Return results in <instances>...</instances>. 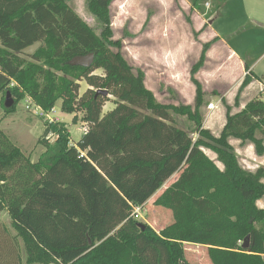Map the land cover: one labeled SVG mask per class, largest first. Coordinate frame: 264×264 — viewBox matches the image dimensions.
I'll use <instances>...</instances> for the list:
<instances>
[{
	"label": "trees",
	"instance_id": "obj_1",
	"mask_svg": "<svg viewBox=\"0 0 264 264\" xmlns=\"http://www.w3.org/2000/svg\"><path fill=\"white\" fill-rule=\"evenodd\" d=\"M69 1L0 0V94L5 100L10 93L15 102L3 105L6 115L26 98L46 114L61 100L63 113L82 111L88 125L74 145L65 125L47 123L40 141L46 151L37 162L0 128V215L8 213L16 232L4 229L0 253L8 250L9 264H21L22 243L26 264H188L184 246L199 245L208 248L212 264H264V209L257 207L264 198V167L243 169L229 142H250L264 156V100L253 99L237 114L227 106L226 124L215 137L203 127L205 94L196 79L211 44L203 46L191 71L194 108L164 105L113 38L115 0H87L103 26L101 36ZM209 1L190 0L191 11L208 15ZM227 1L215 0L210 17ZM38 41L43 45L34 56L21 54ZM89 54L95 55L90 68L69 64ZM98 70L104 76H95ZM245 70L236 105L257 78L247 63ZM82 80L91 89L80 96ZM99 90L116 99L115 109L103 114L108 96ZM171 112L193 122L198 139L179 128ZM49 135L56 136L53 144ZM205 150L217 155L223 170ZM177 173L179 179L155 202L173 213L174 222L160 233L140 229L134 209Z\"/></svg>",
	"mask_w": 264,
	"mask_h": 264
},
{
	"label": "rangeland",
	"instance_id": "obj_2",
	"mask_svg": "<svg viewBox=\"0 0 264 264\" xmlns=\"http://www.w3.org/2000/svg\"><path fill=\"white\" fill-rule=\"evenodd\" d=\"M214 2L215 0H211L205 6L208 15H199L191 11L190 0H115L111 6V29L114 40L121 43V53L133 67L134 73L141 71L144 74L145 86L154 93L159 103L174 107L194 108L196 87L191 81V71L200 59L203 46L211 44L206 62L196 74V79L201 83L205 94V102L201 108L203 127L206 128L205 123H208L209 131L215 137H219L222 120L226 118L227 106L231 108V114H236L252 99L257 97L264 100V85L258 82L252 85L258 79L261 81L264 79V0H229L216 15L210 17L215 7ZM68 5L96 35H102L103 26L90 13L87 0H70ZM211 21H213L212 31L224 39L230 50L237 51L243 62L247 63L258 77L252 79L248 87L242 91L237 105L236 97L246 76L241 75L243 71L236 66H230L232 76L229 75L227 63L230 59L223 62L221 52L211 55L209 61L208 54L214 46L215 52L222 41L219 37L209 39ZM114 51L117 49L114 48ZM26 60L30 61L28 58ZM212 67L216 68L217 73L203 79L202 72L211 75L209 71ZM94 75L104 76V72L98 70ZM78 84L80 96L91 89L86 81H79ZM217 101H221L219 108L215 107L211 116L209 106L211 103L216 105ZM4 104L5 100L0 94V118H3L0 128L33 162H37L46 151L40 141L45 136L47 123L65 125L74 145L79 143L88 131V125L82 119L83 112L63 113L61 100L51 112L43 115L36 114L33 108L35 104L29 98L20 101L15 112L9 115H6L3 109ZM27 105L31 106L32 111L26 109ZM115 107L116 99L113 96L108 97L103 107V114L112 111ZM171 114L179 128L188 132L195 140L198 139L193 122L185 116L173 112ZM258 137L261 136L258 134ZM47 140L53 144L56 136L49 135ZM229 141L240 165L245 170L255 173L259 168L264 167V156L256 155L252 143H243L233 138ZM205 153L218 168L223 170V165L218 162L216 154L210 150H205ZM163 193L157 192L143 207L139 218L135 219L138 224L153 227L158 233L174 222L170 210L155 205L156 200ZM257 207L264 209V198L257 202ZM1 221L6 224L11 236H14L16 232L6 212L1 215ZM1 232L3 229H0ZM7 251L5 250L3 255L0 253V259L4 264L10 263V258L6 257L7 253L10 255ZM184 251L188 264H212L207 247L185 245ZM19 255L21 264H26L22 243L19 246Z\"/></svg>",
	"mask_w": 264,
	"mask_h": 264
},
{
	"label": "crops",
	"instance_id": "obj_3",
	"mask_svg": "<svg viewBox=\"0 0 264 264\" xmlns=\"http://www.w3.org/2000/svg\"><path fill=\"white\" fill-rule=\"evenodd\" d=\"M229 1V0H228ZM228 1H227V3H228ZM226 3V4H227ZM198 13V12H197ZM199 15H201L200 13H198ZM213 22V21H212ZM213 24V23H212ZM211 23H210V30H209V36H211L209 39H212V38H214V37H219L220 39H222V41L220 42V44H219V46H217V50L214 52V50L216 49L215 48V46H214V48L210 51V53L208 54V57H209V61L211 60V55L213 56L215 53H217V54H219L220 52H221V59H223V62H225L226 61V59H230V62H228L227 63V65H228V71H229V75H231L232 76V70L230 69V66H236L238 69H240L241 71H243L242 73H241V75H243V76H246V70H245V63L243 62V60L239 57V55H238V53H237V51H233V50H230L228 47H227V45H226V42L224 41V39L223 38H221L220 36H217L213 31H212V29H211V25H212ZM208 36V37H209ZM213 53V54H212ZM250 70H251V68H250ZM253 73H254V70H251ZM209 72H211V75L208 73L207 74V72H202V77H203V79L204 78H209V77H211V76H213L215 73H217V71H216V68H211V71H209ZM255 74V73H254ZM256 76V75H255ZM257 77V76H256ZM258 78V77H257ZM256 82H258V84H260V85H264V80L263 81H259V80H257V81H255V82H253L252 83V85L254 84V83H256ZM251 87V86H250ZM249 89V88H248ZM257 98V97H256ZM256 98H254V99H256ZM260 99V98H259ZM253 100V99H252ZM251 100V101H252ZM221 102V101H220ZM220 102L219 101H217V103H216V105L214 104V103H211L212 105H214V109H215V107H217V108H219L218 106H219V104H220ZM249 103V102H248ZM248 103H246L245 105H244V108H245V106L248 104ZM210 104V105H211ZM243 108V109H244ZM214 109L213 110H210L209 109V113H211V116H213V111H214ZM241 112V111H240ZM213 113V114H212ZM237 113H239V112H237ZM236 113V114H237ZM210 115V114H209ZM218 114H215V116H217ZM208 122V121H207ZM207 124L208 123H205V129H207V130H209V128H210V126H207ZM225 124H226V118L225 119H223L222 120V124H221V128H220V130H221V133H222V131H223V129H224V126H225ZM230 142V144H231V141H229ZM232 145V144H231ZM242 168H243V166H241ZM243 169H245V168H243ZM222 170V169H221ZM248 170V169H247ZM249 171H251V170H249ZM180 174L181 173H177V174H175L172 178H170L166 183H165V185L158 191V192H166V190L167 189H169L178 179H179V177H180ZM153 198V197H152ZM151 198V199H152ZM150 199V200H151ZM149 200V201H150ZM148 201V202H149ZM147 202V203H148ZM146 203V204H147ZM4 213V212H3ZM2 213V214H3ZM7 213V212H6ZM1 214V215H2ZM8 214V213H7ZM1 215H0V229H3V232H1L0 233V240H2L3 239V236H5V238H7L6 237V235H7V233L6 232H4L5 230H7V231H9L8 230V227L6 226V224H3L2 223V221H1ZM12 224V223H11ZM153 228V227H152ZM5 229V230H4ZM10 232V231H9ZM157 232V231H156ZM22 249H23V245H22Z\"/></svg>",
	"mask_w": 264,
	"mask_h": 264
},
{
	"label": "water",
	"instance_id": "obj_4",
	"mask_svg": "<svg viewBox=\"0 0 264 264\" xmlns=\"http://www.w3.org/2000/svg\"><path fill=\"white\" fill-rule=\"evenodd\" d=\"M211 24L213 23L212 21L210 22ZM43 43L41 41H38L34 43L33 45L25 48L24 50L21 51V54L26 57H32L34 56L42 47ZM95 55L94 54H89L87 56H82V57H76L72 61H70L71 66H76V67H82V68H90L93 63H94ZM98 94L103 95V96H110L109 92L107 90H99ZM14 100L11 96L10 93L6 94V101H5V107L6 108H12L14 105ZM138 227L142 230H145L146 226L143 224H138ZM243 247L248 249L250 247V236H248L243 244Z\"/></svg>",
	"mask_w": 264,
	"mask_h": 264
},
{
	"label": "built area",
	"instance_id": "obj_5",
	"mask_svg": "<svg viewBox=\"0 0 264 264\" xmlns=\"http://www.w3.org/2000/svg\"><path fill=\"white\" fill-rule=\"evenodd\" d=\"M11 86H14V84H12ZM33 108H34L36 114H37V113H41V115L44 114V111H43L39 106L35 105V107H33ZM26 109H27L28 111H32V108H31L30 105H27V106H26ZM209 109H210V110H213V109H214V105L211 104V105L209 106ZM142 209H143V208H140V207H137V208L134 209V212H133L134 219H138V218H139V214H140V212L142 211Z\"/></svg>",
	"mask_w": 264,
	"mask_h": 264
},
{
	"label": "flooded vegetation",
	"instance_id": "obj_6",
	"mask_svg": "<svg viewBox=\"0 0 264 264\" xmlns=\"http://www.w3.org/2000/svg\"><path fill=\"white\" fill-rule=\"evenodd\" d=\"M5 101H6V98H5Z\"/></svg>",
	"mask_w": 264,
	"mask_h": 264
}]
</instances>
